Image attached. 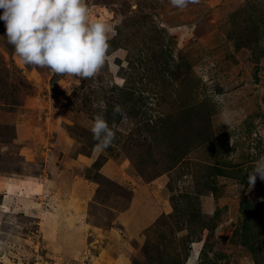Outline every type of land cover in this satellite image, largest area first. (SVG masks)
<instances>
[{
	"label": "rangeland",
	"instance_id": "rangeland-1",
	"mask_svg": "<svg viewBox=\"0 0 264 264\" xmlns=\"http://www.w3.org/2000/svg\"><path fill=\"white\" fill-rule=\"evenodd\" d=\"M85 3L116 33L93 78L25 65L0 38V188L29 200L1 208L0 264H261L264 180L248 175L264 156V0ZM97 114L116 131L103 151ZM69 185L104 233L94 248L76 234L46 246L36 217L66 212Z\"/></svg>",
	"mask_w": 264,
	"mask_h": 264
},
{
	"label": "clouds",
	"instance_id": "clouds-1",
	"mask_svg": "<svg viewBox=\"0 0 264 264\" xmlns=\"http://www.w3.org/2000/svg\"><path fill=\"white\" fill-rule=\"evenodd\" d=\"M195 2L170 0L178 9ZM0 21L5 27L0 38L6 39L25 65L87 80L111 58L108 41L115 30L103 20L90 21L85 0H0ZM113 111L122 113L119 105ZM114 129L102 114L94 116L90 131L97 151L112 145ZM257 176L264 180V156L255 162L249 183L254 184Z\"/></svg>",
	"mask_w": 264,
	"mask_h": 264
},
{
	"label": "crops",
	"instance_id": "crops-1",
	"mask_svg": "<svg viewBox=\"0 0 264 264\" xmlns=\"http://www.w3.org/2000/svg\"><path fill=\"white\" fill-rule=\"evenodd\" d=\"M49 181H50V184L53 182L52 180H49ZM70 186L71 185H69L68 188L71 191L70 194L73 198H70V199H72V201L67 200L66 202H64L65 204H67L66 212H65L64 206H63L61 209H59L60 212H58V210L54 209L53 214L50 213L46 217L42 216V214H41V215H39V217H36L38 219V223L41 224L42 233H44V235L46 237V240H47L46 246L47 247L50 246L52 248V250H54V251L64 252L66 249V245H63L64 243L62 244L60 241L55 240V239L61 238L64 240L65 239L69 240V239L75 238L74 234H76L77 236L78 235L86 236L88 238H94L95 237L93 242L90 243V245H89L90 248H94V246H96L97 243L99 242L98 236H101V235L103 236V234H104V233L100 232L101 231L100 228L96 229L95 226H91V224L89 222L85 221L86 217H79L78 216L79 214L77 213V211L76 212L74 211V208L76 206H80V208H83V205H82L83 202H81V201H83V198L85 197V195L87 193L85 191H82L83 189L78 190L77 188L75 189L74 187H70ZM1 188H0V196L3 197V202L0 204V214H4V211L1 209L2 207L6 206L7 208H9V207L11 208V207H13V203L16 204V202H15L16 200L19 201V203H21V204L28 203L29 200L27 199L26 196H24L25 193L22 191L23 189L19 188V189L12 190L13 189L12 186H7V185H4V188H2V189ZM64 188L65 187L62 186V189H64ZM43 197L44 196L39 195L38 199L40 198V200H41ZM74 197H76V198H74ZM136 199H138V198H136ZM36 201H38V200H36ZM42 203L43 202L41 201V204ZM53 203L54 202H50V204H49L51 209H53ZM41 204L38 201V206H41ZM71 204H73V205H71ZM134 205L135 204H133L132 208H130L128 211H126L125 213H121L120 216L118 218H116L115 224L118 227H120L122 225H126L127 229L130 228L129 225H132V223L128 222L127 218L132 217ZM23 208L26 211L28 209V207H23ZM128 223H129V225H128ZM116 230L117 229H115V228H111L110 233L113 234V232L115 233ZM132 230H128V232L130 233V235L133 236V234H135L136 231H132ZM96 234H99V235L95 236ZM139 237H140V235H139ZM72 243H74V242H72ZM76 243H77V240H76ZM98 257L99 256H95V258L92 257V259L98 260L99 259Z\"/></svg>",
	"mask_w": 264,
	"mask_h": 264
},
{
	"label": "trees",
	"instance_id": "trees-1",
	"mask_svg": "<svg viewBox=\"0 0 264 264\" xmlns=\"http://www.w3.org/2000/svg\"><path fill=\"white\" fill-rule=\"evenodd\" d=\"M249 212V213H248ZM247 213L248 214H250L251 215V217L249 216L248 217V220L246 221V222H249V220L250 221H252L255 217H257V214H255L254 215V213H253V211H248ZM254 215V217H252ZM245 229L247 230V231H249L248 230V227H247V225L245 226ZM247 235H244L243 236V238H245ZM258 239V237L255 235L254 236V239H253V243L254 244H257L256 243V240ZM247 245H248V243H246ZM249 246V245H248ZM261 248H262V246H261ZM250 251H251V253L253 254V256L256 258V255L259 253V251L258 250H255V248L252 246V247H250ZM257 259V258H256ZM261 264H264V258L262 259V261H261Z\"/></svg>",
	"mask_w": 264,
	"mask_h": 264
}]
</instances>
